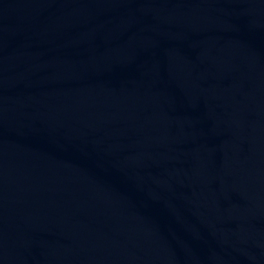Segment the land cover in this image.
<instances>
[{"label":"water","instance_id":"water-1","mask_svg":"<svg viewBox=\"0 0 264 264\" xmlns=\"http://www.w3.org/2000/svg\"><path fill=\"white\" fill-rule=\"evenodd\" d=\"M0 264H264V0H0Z\"/></svg>","mask_w":264,"mask_h":264}]
</instances>
